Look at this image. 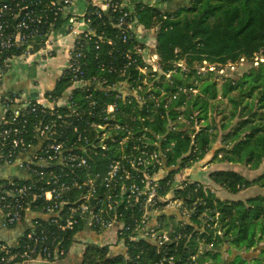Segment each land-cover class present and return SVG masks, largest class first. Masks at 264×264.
<instances>
[{"label":"built area","instance_id":"built-area-1","mask_svg":"<svg viewBox=\"0 0 264 264\" xmlns=\"http://www.w3.org/2000/svg\"><path fill=\"white\" fill-rule=\"evenodd\" d=\"M170 1L0 0V84L13 62L39 52L47 58L49 49L64 39L73 44L57 79L70 81L62 96L22 100L0 94L5 110L0 120V168L15 166L27 173L25 180L9 182L0 193L2 226L19 224L38 200L46 204L45 222L52 224L49 228L37 219L16 242L0 238V264L51 261L64 255V235L82 224L97 234L114 230V254H123L125 260L131 257L126 242H152L161 257L150 264H181L171 251L182 242L187 247L190 239L205 238L204 226L189 231L192 220L182 215L186 229L181 231L165 230L159 222L162 201L171 208L185 198H178L179 182L162 187L171 147L161 148L167 136L148 124L167 120L169 131L177 130L173 124L192 125L187 155H200L198 114L186 113L185 103L175 122L169 118L179 97L197 95L199 88L176 86V72H187L186 62L165 70L155 46L141 35L144 10L154 8L155 19H167L159 4ZM159 27L160 23L156 32ZM117 41L126 48L116 50ZM90 44L95 50L109 46L108 63H99L103 75L89 74ZM244 63L245 58L224 65L203 61L195 68L198 75L216 73L226 79ZM262 63L261 54L252 62L255 67ZM77 89L85 93L81 105L73 99ZM30 116L35 118L32 124ZM192 200L205 202L202 197ZM213 232L214 239L221 236ZM139 258L132 256L136 263ZM188 260L196 261V256Z\"/></svg>","mask_w":264,"mask_h":264},{"label":"trees","instance_id":"trees-1","mask_svg":"<svg viewBox=\"0 0 264 264\" xmlns=\"http://www.w3.org/2000/svg\"><path fill=\"white\" fill-rule=\"evenodd\" d=\"M180 1L183 4L174 9L167 8V4L163 2L159 4V8L165 9L167 19H155V9L150 7L144 10L141 17V29L146 37H150L151 40L147 42L155 46L165 70L172 69L173 64L179 61H185L189 67H193L197 62L208 61L211 64L224 65L245 58L252 64L256 55H264V0H188L187 4L185 0ZM159 23L160 27L156 32L155 29ZM88 47L90 49L89 74L103 75L99 69V63L100 61L108 63L106 53L109 46L103 45L100 50H95L93 44ZM125 48L126 46L120 41L116 42V50ZM98 54H100L99 60L96 58ZM190 78L184 83L175 77V85L188 83L189 86H194V83H189V81L193 82ZM224 82L221 89L222 97L232 96L230 101L239 106L241 120L237 122L232 132L225 136L224 143L219 148L211 145L214 136L201 131L196 140L200 155L191 157L187 155L191 147V133L187 128L173 124L177 126V130L169 131L167 120L148 124L157 133L167 136L161 148L171 147L166 156L168 171L160 179L163 188L168 189V184L174 183L175 177L186 168L190 169L196 164L202 168L216 160L220 161L218 156L222 153L227 163L246 164L251 168L258 167L264 159V63L258 67L253 66L238 80L229 77ZM69 86V79L56 81L54 90L48 94L62 96ZM171 90H175L174 87ZM218 94L217 83L209 82L203 90L202 98L191 96L187 99L181 95L169 114L170 120L176 121L179 109L185 103L189 114L199 111L202 117H207L210 101L217 99ZM84 95L83 90H74L73 99L81 105L85 103ZM41 118L45 120V116ZM235 118L236 114L231 112L230 116L224 119ZM34 120V116L29 117L30 124L34 123ZM229 125V122L224 123L223 128ZM101 160L99 156L97 161ZM186 173L189 174L184 178L189 180H185L183 184L185 187L180 189L178 194L182 196L191 194L193 199L203 197L209 209L220 213V230L223 236L217 237V252L214 254L207 252V257L202 256L196 262L188 260L189 252L184 242L171 253L181 259V264H204L206 261L207 264H212L210 259H217L220 256V248L229 244L232 249H235L232 263L247 264L243 259L244 256L236 252L241 248L246 250L256 248L264 241V196L252 197L246 202L242 200L225 202L216 198L210 191L204 192L202 182L212 181L227 192L238 194L258 183L264 188V176H261L258 181H250L233 169L217 170L210 175L204 172L192 174L191 170ZM196 190L199 192L195 196ZM45 206L42 200H38L32 204L31 208L36 213L44 215ZM161 215L165 216V214ZM192 219L193 222L187 226L188 230H199L200 222L197 215H192ZM39 220L47 227H52L50 222H45L44 219ZM85 227L82 224L64 235L65 241L62 246L66 251L75 243L78 232ZM205 236L206 241L210 243L214 239V232L210 231ZM125 244H128V253L131 255L126 260L123 254H114L116 247L89 244L84 253L83 264H150L151 261L161 257L156 252V246L150 241H129ZM138 255L140 258L136 263L132 260V256ZM203 257L206 260L204 263H202Z\"/></svg>","mask_w":264,"mask_h":264},{"label":"rangeland","instance_id":"rangeland-1","mask_svg":"<svg viewBox=\"0 0 264 264\" xmlns=\"http://www.w3.org/2000/svg\"><path fill=\"white\" fill-rule=\"evenodd\" d=\"M185 3L187 4L188 0H185ZM197 65H198V62L194 63L193 67H189V65H187L188 66L187 72L179 70L178 72H176L175 77L179 78L181 81H184V83L187 82L185 80H189V77H191L190 79L193 80V82L189 81V83L190 84L194 83V87L199 88V93L197 95H193L192 98H195L196 96H201L202 98L203 90L205 89L206 85L209 82L217 83L219 94H218L217 99L210 101V108H209L207 117H202V114L199 111H196L195 114L196 113L198 114L197 116H198V121L200 123L201 131L205 133L207 132L208 134L214 136L211 145L215 148H219V146H221V144L224 143L225 136L228 133L232 132V129L236 126L237 122L241 120L239 116L240 109H239V106L235 105L234 103L230 101L232 96L228 98L222 97L221 89H222V85L225 83L224 82L225 77L222 78L218 76L216 73H213V75L207 74L205 76L198 75L197 70L195 68ZM251 68H253V65L250 62L241 64L236 72L230 73L231 74L230 77L234 78L235 80H238L245 73L249 72ZM182 72H185V73H182ZM161 82L163 85L167 86L164 83L165 81H161ZM182 85L189 86L188 83L182 84ZM190 98L191 97H188L187 99H190ZM180 110L181 108L179 109V111ZM231 112H234L236 114V118L235 119H224L226 116L228 118ZM186 113H189L187 110V106H186ZM228 122L230 123V125L226 128H223V124L224 123L226 124ZM185 128H187L188 131H191L192 125H187ZM192 156L194 157L193 154H191V157ZM218 159L220 161L216 160L214 163L211 164L213 166L208 165V166L201 168V166H198L196 164L190 169L186 168L183 171H181L180 174L175 177L176 182L180 183L179 187H182V188L185 187V185L183 184L185 180L186 179L189 180V178H184V177H187V174L189 173H186V172L190 170L192 174L194 173L196 174L198 172H204L205 174L207 172L206 174L210 175V173L214 171L221 170L224 168L226 169L229 168V169H233L239 172L246 179L250 181H258L261 178V176H264V159L259 163L258 167L256 168H251L250 166L246 164L233 165V167L231 166L229 167L228 166L229 163L225 161L223 153L218 156ZM209 167L211 168L208 169ZM202 188L204 192L210 191L216 198L222 201H225V202H232V201H239V200L246 202L249 198L257 197L259 195L264 196V188L261 187L259 183L249 189L241 191L238 194H231L227 192L226 190L220 188L218 185H216L212 181H209L207 183L203 181ZM198 192L199 190H196L194 192L195 196L196 194H198ZM176 193H177V189H176ZM188 196L189 194L187 196L178 195L179 199L181 198H185V199L182 201V203L179 201L174 202L173 204L170 205L171 208H167L166 207L168 206L167 203H165V201L164 202L162 201L159 207V222L162 228L165 230H176V231H179L180 229L183 230L184 228L186 229V227H184V221H182V219L180 218V215H182L184 218H188V220H192L193 222L192 215L196 214L198 217V221L200 222V225L204 226L205 230H207L206 233L210 231H216L217 234L220 232L221 233L220 235L222 237L223 232L220 230L221 228L220 227V220H221L220 213L218 212L219 214L218 213L215 214L216 210L209 209L205 202H203V204H200V201L195 203L194 201H192L193 196L191 195L189 197ZM161 214H165V216H162ZM206 240H207L206 236L202 241H197L196 239H190V241L187 243L189 258L195 255L196 260H198L202 256L207 257L208 255L207 252H210L211 254H214L215 252H217V249H216V244L218 241L217 237L213 239L212 242L210 243H208ZM210 245H213V247H211ZM227 246L228 248H231L229 244ZM236 253L242 254L244 256L243 259L246 260L247 264H264V241L261 242L259 246H257L256 248H253L250 250L241 248V250H238V252ZM250 253H253L254 256L251 257V259L250 258L246 259L247 254H250ZM204 257L202 258L204 259L202 263L206 261ZM210 263L222 264L221 260L219 259V256L215 260L210 259ZM204 264H207V261Z\"/></svg>","mask_w":264,"mask_h":264},{"label":"crops","instance_id":"crops-1","mask_svg":"<svg viewBox=\"0 0 264 264\" xmlns=\"http://www.w3.org/2000/svg\"><path fill=\"white\" fill-rule=\"evenodd\" d=\"M167 8H177L183 3L180 0L176 2H167ZM165 10V9H164ZM141 35L148 40L141 29ZM72 39L61 40L58 44L49 49L52 50L51 56L45 57V53L39 52L37 55L17 62L6 70L2 83L0 84V94L2 97L17 95L23 99H42L49 92L53 91L56 81L67 62V50L72 47ZM5 113L3 104L0 102V120ZM211 165V164H209ZM215 165V164H214ZM208 166V165H207ZM213 166V165H211ZM233 167L232 164L228 165ZM209 167L208 169H210ZM226 169V168H224ZM227 168L226 170H228ZM207 173V172H206ZM27 178V173L18 167L3 166L0 168V193L5 189L9 182L22 181ZM44 219L48 217L43 214H38L35 211H27L23 220L9 228L2 226L3 217L0 212V238L5 242H16L22 237L34 224L35 220ZM116 234L114 230L106 231L102 234H97L91 231L88 227L79 231L75 237V243L65 250L64 255H57L53 260L46 261L36 259L23 263L13 264H83V257L87 245L95 244L98 246L109 245L115 247ZM220 256L222 264H233V257L235 249L228 248V246L220 248ZM261 253V252H260ZM258 255V254H256ZM253 253L247 254L246 259H251Z\"/></svg>","mask_w":264,"mask_h":264}]
</instances>
